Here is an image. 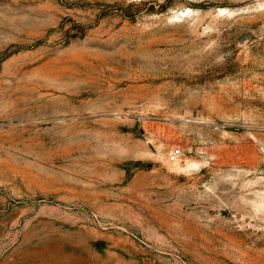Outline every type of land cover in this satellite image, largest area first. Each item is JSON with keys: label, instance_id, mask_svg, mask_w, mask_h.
Masks as SVG:
<instances>
[{"label": "rangeland", "instance_id": "1", "mask_svg": "<svg viewBox=\"0 0 264 264\" xmlns=\"http://www.w3.org/2000/svg\"><path fill=\"white\" fill-rule=\"evenodd\" d=\"M0 264H264V0H0Z\"/></svg>", "mask_w": 264, "mask_h": 264}, {"label": "built area", "instance_id": "2", "mask_svg": "<svg viewBox=\"0 0 264 264\" xmlns=\"http://www.w3.org/2000/svg\"><path fill=\"white\" fill-rule=\"evenodd\" d=\"M181 155V150L179 148H174L169 152V159L176 160Z\"/></svg>", "mask_w": 264, "mask_h": 264}]
</instances>
